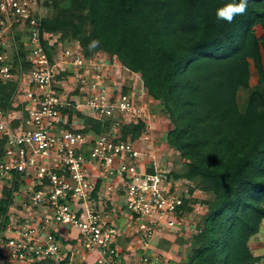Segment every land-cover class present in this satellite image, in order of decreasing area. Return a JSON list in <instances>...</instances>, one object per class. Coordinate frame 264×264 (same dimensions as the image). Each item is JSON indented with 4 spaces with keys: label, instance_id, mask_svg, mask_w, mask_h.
Returning <instances> with one entry per match:
<instances>
[{
    "label": "built area",
    "instance_id": "built-area-1",
    "mask_svg": "<svg viewBox=\"0 0 264 264\" xmlns=\"http://www.w3.org/2000/svg\"><path fill=\"white\" fill-rule=\"evenodd\" d=\"M41 3L0 0V44L8 48L14 31L22 33L31 63L13 107L0 109V198L20 174L0 264H161L149 241L183 227L192 195L169 176V163L120 139L117 126L143 122L136 92L112 81L113 66L100 52L85 57L76 41L41 31ZM44 42L56 47L51 58ZM8 58L0 55L2 81L12 78ZM77 112L109 120L112 130L84 131ZM138 140L151 143L146 129Z\"/></svg>",
    "mask_w": 264,
    "mask_h": 264
},
{
    "label": "trees",
    "instance_id": "trees-1",
    "mask_svg": "<svg viewBox=\"0 0 264 264\" xmlns=\"http://www.w3.org/2000/svg\"><path fill=\"white\" fill-rule=\"evenodd\" d=\"M227 2H42L48 14L41 20V31L57 35L60 42L76 41L85 57L100 52L116 58L122 68L140 75L149 97L168 114L172 126L166 143L185 163L182 172L173 168L169 176L194 181L197 189L212 195L185 264H259L262 259L252 253L249 240L264 222V0H249L246 13L231 24L215 15ZM93 40L99 43L90 48ZM44 47L51 58L56 47L46 42ZM28 49L17 31L10 47L0 44V55H9L12 75L0 79V109L13 107L18 80L31 68ZM250 60L257 71V87L241 108L237 92L249 88ZM77 115L84 131L112 130L109 120ZM118 127L120 139L136 143L145 124ZM19 177L14 174L0 198V235L9 222L7 210ZM35 264L56 263L43 259Z\"/></svg>",
    "mask_w": 264,
    "mask_h": 264
},
{
    "label": "rangeland",
    "instance_id": "rangeland-1",
    "mask_svg": "<svg viewBox=\"0 0 264 264\" xmlns=\"http://www.w3.org/2000/svg\"><path fill=\"white\" fill-rule=\"evenodd\" d=\"M43 1L44 0H41V2ZM41 7H42V3H41ZM42 14L43 16H46L48 14L47 8L43 7ZM256 29L257 32L259 33L260 29L258 27H256ZM102 54L103 53H100V55ZM103 58L105 60L108 59L105 55L103 56ZM263 63H264V58H263ZM249 70H250L249 88L240 89L237 92L236 99L239 107L241 108L245 106L249 94L257 87L258 75L251 60H250ZM121 75L122 77L126 76L124 79L126 78L128 79V77L134 80L140 79L139 74L136 77L134 74H130V73L128 74L127 72H124V70H122ZM139 88L138 87L132 88V93L136 92L135 93L136 101L141 102L143 107L142 118H143V122H145L144 123L145 129L148 131V134L151 137V144L152 145L154 144L152 154H155L156 158L160 157L159 159L162 160L164 163L167 164L169 163V168L171 170L174 168L173 170H178L182 172L183 169L185 168L184 160L180 158L179 153H177L175 150L170 148L166 143V133L168 129L172 126L168 114L164 111L162 105L150 99L144 87H141L140 88L141 92L137 93ZM129 92L127 91V89L124 91V93H129ZM156 123H158V127H155L157 125ZM116 130L119 133L118 126ZM138 141L135 143L137 147L142 145ZM142 142H145V140H142ZM149 144H150V140L147 144L148 148H150ZM167 147H169L170 149ZM144 148L146 149V147ZM195 186L196 184L194 183V181H189L187 179L180 178L178 188L183 189L189 192L190 194L191 193L194 194V192L196 193L197 191H200ZM195 195L196 196H194V198H191L190 200V202L192 203L191 209L187 212L188 214H185V216L182 218L184 224L183 227H181L178 230L174 229L169 234L168 233L162 235L155 234L152 237L151 241H149V246H148L149 253L154 252L156 254H159L161 258L160 260L161 264H185L189 259V257L191 256L192 250L195 247V244L193 243V236L196 235L198 231V226L201 223V218L208 209V206L205 202L212 200V195L209 193H206V195H202V194H198V195L195 194ZM249 247L253 254L260 255L262 257L261 262L259 264H264V222L261 224L259 232L250 238Z\"/></svg>",
    "mask_w": 264,
    "mask_h": 264
},
{
    "label": "crops",
    "instance_id": "crops-1",
    "mask_svg": "<svg viewBox=\"0 0 264 264\" xmlns=\"http://www.w3.org/2000/svg\"><path fill=\"white\" fill-rule=\"evenodd\" d=\"M108 61V63L111 65V66H113V71H114V73L112 72V76H111V79H112V81H114V82H116V83H120L121 82V84L123 85V91L124 90H126L127 89V91L129 92V91H131V89L132 88H141V87H143V84H142V81H141V78L140 79H132V78H129L128 77V79L126 78V79H124L126 76H123L122 77V70H124V72H127L128 74L130 73V74H134L136 77L138 76V74H136V73H133V72H131V71H129V70H125V69H121V67H120V64L117 62V59L116 58H113L112 60H107ZM125 74V73H124ZM140 88L138 89V90H140ZM148 99V98H147ZM150 99L151 100H153L151 97H150ZM149 100V99H148ZM74 121H75V123L77 124V125H81L82 123H81V120L79 119V118H76V119H74ZM157 125L155 126V127H158V123H156ZM153 125V124H152ZM139 143H141L142 145L141 146H139V148L140 149H145L144 147H146V149H148L151 153H153V147H154V144L152 145L151 143L149 144V147L150 148H148L147 147V144L148 143H145V142H142V141H138ZM167 148H169V147H167ZM170 149V148H169ZM155 151V150H154ZM173 151V150H172ZM160 158V157H159ZM178 180V182L180 181V178L179 179H177ZM195 194H202V195H206V193L205 192H203V191H197L196 193L194 192V194H192L191 193V195H192V198H194V196H196ZM198 197V196H197ZM94 256H95V254H91V255H89L88 257L86 256V260L87 261H92L93 260V258H94Z\"/></svg>",
    "mask_w": 264,
    "mask_h": 264
},
{
    "label": "clouds",
    "instance_id": "clouds-1",
    "mask_svg": "<svg viewBox=\"0 0 264 264\" xmlns=\"http://www.w3.org/2000/svg\"><path fill=\"white\" fill-rule=\"evenodd\" d=\"M248 3L249 0H230V2L216 9V18L231 24L237 16H243L246 13ZM98 43V41L93 40L89 47L94 48Z\"/></svg>",
    "mask_w": 264,
    "mask_h": 264
}]
</instances>
